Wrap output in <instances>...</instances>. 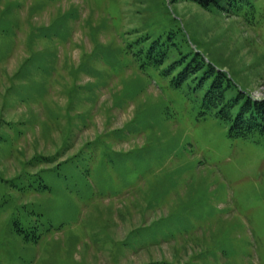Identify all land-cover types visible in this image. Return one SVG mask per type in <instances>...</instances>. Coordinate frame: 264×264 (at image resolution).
<instances>
[{
  "label": "rangeland",
  "instance_id": "374dc122",
  "mask_svg": "<svg viewBox=\"0 0 264 264\" xmlns=\"http://www.w3.org/2000/svg\"><path fill=\"white\" fill-rule=\"evenodd\" d=\"M247 2L0 0V264H264L263 143L137 52L181 23L263 97Z\"/></svg>",
  "mask_w": 264,
  "mask_h": 264
},
{
  "label": "trees",
  "instance_id": "16d2710c",
  "mask_svg": "<svg viewBox=\"0 0 264 264\" xmlns=\"http://www.w3.org/2000/svg\"><path fill=\"white\" fill-rule=\"evenodd\" d=\"M188 1L203 10H233L237 6L241 9L250 4L247 0ZM232 1L236 4L232 5ZM176 29L173 31L170 28L157 35L143 36L149 42L147 47L139 46L137 52H143L159 63L168 60L170 51L176 53L160 70L167 72L177 66L174 74L177 83H186L200 98L199 114L217 117L221 123L228 125L227 134L232 138H255L264 145V96H251L234 80L230 72L192 48L184 35L188 32L185 25L181 26L180 23Z\"/></svg>",
  "mask_w": 264,
  "mask_h": 264
}]
</instances>
